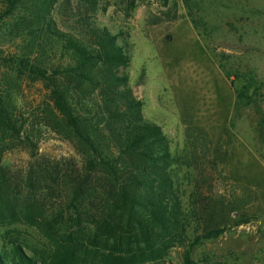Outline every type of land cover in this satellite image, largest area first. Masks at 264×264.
<instances>
[{"label":"trees","instance_id":"trees-1","mask_svg":"<svg viewBox=\"0 0 264 264\" xmlns=\"http://www.w3.org/2000/svg\"><path fill=\"white\" fill-rule=\"evenodd\" d=\"M59 1L0 0V147L25 134L17 94L33 87L46 122L81 158H36L27 135L35 160L22 180L0 167V220L35 226L50 244L46 264H154L181 240L169 138L130 85V43L97 22L100 0H63L58 11ZM0 264L37 262L12 243Z\"/></svg>","mask_w":264,"mask_h":264},{"label":"rangeland","instance_id":"rangeland-1","mask_svg":"<svg viewBox=\"0 0 264 264\" xmlns=\"http://www.w3.org/2000/svg\"><path fill=\"white\" fill-rule=\"evenodd\" d=\"M96 18L130 43V85L176 158L181 240L154 264H185L191 244V264H264V0H100ZM36 94H17L26 131L0 147V167L18 181L35 160L27 135L36 158H81ZM12 243L37 264L49 259L35 226L0 220V248Z\"/></svg>","mask_w":264,"mask_h":264}]
</instances>
